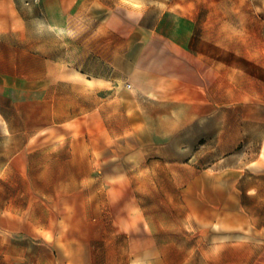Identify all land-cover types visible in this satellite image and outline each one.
<instances>
[{
	"label": "rangeland",
	"instance_id": "374dc122",
	"mask_svg": "<svg viewBox=\"0 0 264 264\" xmlns=\"http://www.w3.org/2000/svg\"><path fill=\"white\" fill-rule=\"evenodd\" d=\"M144 11L145 26L161 21L228 78L209 133L195 124L167 144V157L136 166L135 145L146 138L131 80L149 42L137 24ZM115 16L125 35L109 31ZM1 125L15 154L31 151L24 169L31 175L39 146L61 141L65 163L69 143L87 128L95 155L103 139L121 147L123 181L117 166L94 165L87 178L63 174L57 203L37 182H24L33 203L71 211L63 222L114 223L120 229L100 232L124 238L127 253L140 239L145 255L154 239L159 251L174 252V264H229L233 254L235 264H264V0H0ZM4 140L0 129V149Z\"/></svg>",
	"mask_w": 264,
	"mask_h": 264
},
{
	"label": "crops",
	"instance_id": "0c3cea01",
	"mask_svg": "<svg viewBox=\"0 0 264 264\" xmlns=\"http://www.w3.org/2000/svg\"><path fill=\"white\" fill-rule=\"evenodd\" d=\"M146 13H140L137 24L141 28L139 32L147 33L149 42L134 60L131 80L146 138L141 145H135L136 166L145 165L149 159L167 157V144L189 132L195 124L203 128L199 132L209 133L207 122L222 109L223 78H228L219 63L193 51L170 30L164 29L161 21L145 26ZM120 26L123 23L115 16L108 25L109 31L125 35ZM0 129L5 137L4 143L1 142L4 147L0 149V264H174V252L159 251L154 239H150V249L143 256L140 239H134L131 255L124 248V238H110L100 232L110 227L120 229V226L104 221L91 222L86 218H66L63 222L62 214L71 211L58 204H46L43 199L33 203L25 193L27 185L24 182H37V188L52 195L57 203L56 199L61 198V184L68 181L62 175L87 178L94 165L119 167L118 178L123 181L126 176L120 168L128 162L120 146L103 139L99 154L95 155L93 136L87 128L83 140L69 143L70 157L65 163L61 141L39 146L37 174L31 175L24 173L25 167L31 166V151L23 149L15 154L13 143L8 139L10 128L1 125ZM64 164L67 170L62 169ZM212 165L214 173L209 180L216 183L221 181V173L216 172L221 162L215 160ZM206 176L204 169L198 178L205 181ZM114 177L116 179L117 175ZM103 178L108 186L109 175ZM38 182H43V186ZM214 188L216 190V186ZM80 209L83 214L92 212L86 206ZM228 261L235 264L237 254Z\"/></svg>",
	"mask_w": 264,
	"mask_h": 264
}]
</instances>
